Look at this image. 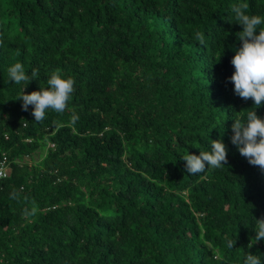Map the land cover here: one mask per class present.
Masks as SVG:
<instances>
[{
  "label": "trees",
  "instance_id": "trees-1",
  "mask_svg": "<svg viewBox=\"0 0 264 264\" xmlns=\"http://www.w3.org/2000/svg\"><path fill=\"white\" fill-rule=\"evenodd\" d=\"M241 3L264 17V0H0V264H264V171L230 140L255 109L229 79ZM17 62L38 77L10 82ZM57 71L68 108L36 122L17 98ZM214 140L228 163L189 174Z\"/></svg>",
  "mask_w": 264,
  "mask_h": 264
},
{
  "label": "clouds",
  "instance_id": "clouds-1",
  "mask_svg": "<svg viewBox=\"0 0 264 264\" xmlns=\"http://www.w3.org/2000/svg\"><path fill=\"white\" fill-rule=\"evenodd\" d=\"M247 7L244 3L232 7L235 23L242 26V31L238 37L241 46L231 59L235 70L229 79L234 86V93L244 100L251 99L256 109L264 103V28L260 27L264 24V17L247 14ZM195 39L200 45L205 44L203 33L197 31ZM38 75L37 69L32 70L31 77L27 75L19 62L8 68L9 80L15 84L23 83L26 86ZM74 84L73 78H62L57 71L47 80V88L27 94L23 91L17 99L22 100L21 108L24 111H28L29 106H32L35 121L42 122L49 110L63 113L68 108L75 91ZM255 109L248 111L246 118L234 120L230 140L250 165L258 166L264 171V119L257 115ZM78 119L79 116L73 113L71 123L75 124ZM227 152L223 142L214 140L211 143V151L200 152L199 155L188 153L182 159L186 162L187 172L196 175L224 167L228 163ZM256 221V235L249 242V247L264 240V218ZM234 243L235 240H229L227 246L233 248ZM243 264H262V260L259 256L248 253Z\"/></svg>",
  "mask_w": 264,
  "mask_h": 264
},
{
  "label": "built area",
  "instance_id": "built-area-1",
  "mask_svg": "<svg viewBox=\"0 0 264 264\" xmlns=\"http://www.w3.org/2000/svg\"><path fill=\"white\" fill-rule=\"evenodd\" d=\"M5 158L2 156V158L0 159V176H4L6 174V168H5V162H4Z\"/></svg>",
  "mask_w": 264,
  "mask_h": 264
},
{
  "label": "rangeland",
  "instance_id": "rangeland-1",
  "mask_svg": "<svg viewBox=\"0 0 264 264\" xmlns=\"http://www.w3.org/2000/svg\"><path fill=\"white\" fill-rule=\"evenodd\" d=\"M49 146H51V145H49ZM37 158V156H35V158L34 159H36ZM28 163H29V161H28Z\"/></svg>",
  "mask_w": 264,
  "mask_h": 264
}]
</instances>
